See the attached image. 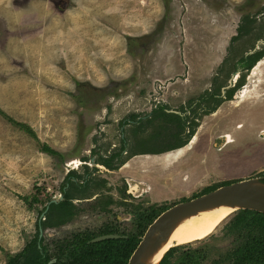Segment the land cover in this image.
Masks as SVG:
<instances>
[{"label": "rangeland", "instance_id": "374dc122", "mask_svg": "<svg viewBox=\"0 0 264 264\" xmlns=\"http://www.w3.org/2000/svg\"><path fill=\"white\" fill-rule=\"evenodd\" d=\"M58 3L64 4L0 0V13L8 20V34L0 39V108L38 136L0 113V264L37 234L44 216L40 212L50 197L61 199L69 170L84 171L82 156L93 157V149L107 154L118 150L123 136L137 151L141 142L155 139L151 135L173 131H159L158 121L142 129L132 122L160 103L194 117L191 105L214 84L217 71L223 68L220 74H228L231 63L258 40L264 48V0H70L66 8ZM243 24L251 31L232 43ZM245 76L236 99L226 102L232 107L201 118L197 144L163 155L138 154L129 167L116 171L100 168L87 197L101 196L74 199L82 208L80 215L46 229L40 238L53 249L56 240L86 229L97 231L106 223L131 231L130 203L171 205L220 181L261 176L264 57ZM220 113L225 116H219L218 124L214 121ZM124 120L132 122L123 125ZM223 134L226 145L218 139ZM43 144L65 158L42 151ZM75 160L79 166L72 165ZM126 178L144 181L138 182L142 190L132 189ZM102 180L108 181L106 186ZM39 189L42 200L31 205ZM107 197L115 202L108 205ZM234 214L209 237L187 245L208 247L201 264H226L224 255L238 243L224 228Z\"/></svg>", "mask_w": 264, "mask_h": 264}, {"label": "trees", "instance_id": "16d2710c", "mask_svg": "<svg viewBox=\"0 0 264 264\" xmlns=\"http://www.w3.org/2000/svg\"><path fill=\"white\" fill-rule=\"evenodd\" d=\"M249 21H251V18H249ZM246 29L247 27L245 24L240 26L238 28V35L232 37V43L240 38L242 32L244 33V30ZM263 56L264 50L251 55L246 61L247 67L251 68L257 60L263 58ZM232 91H230V93ZM0 113H2L9 122L28 132L35 139H38L37 134L30 125L16 120L1 110V108ZM159 115L167 119H173L177 116L174 113L169 114L164 110H162ZM131 117L134 118L135 115ZM141 122L142 120L139 121L140 124H138V128L144 125V123ZM145 143L146 142H141L140 148H142ZM184 144L185 143L177 145L176 148L182 147ZM136 148L138 147L136 146ZM41 150L61 160L65 158L64 153L57 151L46 144L41 145ZM134 150L132 151L131 156L136 154H160L163 152ZM120 155L121 152L115 154L116 157ZM101 160H103V164L111 169H116L125 162V160H123L121 161V164L113 165L110 159L101 158ZM70 175H77L82 178V176L80 174L78 175L74 170L70 172ZM260 175L264 178V171L260 172ZM240 179L241 178L214 183L204 188L200 193L195 194L193 197ZM90 180L91 178L87 181L86 187H82L83 182L79 184L71 179H68L67 183L70 184V187L73 186L75 191L82 193V189L80 190V188H87L90 184ZM94 181L97 180L94 179ZM106 183L107 180H102L104 186H106ZM62 190H64V188H62ZM72 192L73 191L69 189L65 190L64 199L62 201L50 204L43 219L41 218L38 221L37 234L27 241L26 245L20 252L8 254V261L6 264H127L148 226L163 211L178 203L176 202L171 205L167 203H155L150 205L138 214V217L133 222L134 227L131 231H118L111 227L112 224L106 223L97 231L86 229L84 231H78L70 237L56 240L54 241L53 249H51L49 247L50 245L45 243V239L40 238V228L42 227L43 229H46L59 227L73 221L80 215L82 208H79L72 202ZM87 194L88 193H84V196ZM99 196L101 195H98V197ZM41 200V191L39 189L38 194H35L34 197H32L30 204L33 205L39 203ZM107 200L108 205H112L115 202L111 197H107ZM106 207L107 206H104L103 208ZM45 209L46 206L44 207V210ZM44 210L42 209L40 214L43 213ZM224 228L227 235H235L236 239H238L236 247L224 255L223 261L226 264H264V213L250 209L238 210L230 221L226 223ZM108 233L124 234L127 236L92 242L93 238ZM187 245L183 244L171 247L164 256L161 264H194L208 256V247H188ZM53 259H55V261L51 262Z\"/></svg>", "mask_w": 264, "mask_h": 264}, {"label": "flooded vegetation", "instance_id": "af4514ba", "mask_svg": "<svg viewBox=\"0 0 264 264\" xmlns=\"http://www.w3.org/2000/svg\"><path fill=\"white\" fill-rule=\"evenodd\" d=\"M14 1L17 2L18 0H14ZM28 1L29 0H26V2H28ZM63 2H64L63 5H61L59 3L58 4L63 6V8L64 7L66 8V5L68 4V2H70V0H63ZM55 7L60 8V6H55ZM247 22H253V21L251 19V21L248 20ZM247 26L248 25H246V27ZM244 31L245 32L244 33L242 32L241 36L247 35L246 33H249V31H251V30L247 28ZM236 35H238V33ZM251 48H250V50L248 52H246V54H244L241 58H239L236 61V63H233V64L231 63L232 70L228 74H226L225 76H223V74H220V72H222L223 68L220 69L219 73L217 71L216 77L214 79V84L212 83L211 87H207L209 85L206 86L205 91L199 97L200 99H197V105L196 106H194L193 104L191 105V108H194L193 109V111L195 113L194 117L190 116L191 113H186L187 112L186 110H185L186 112L185 111L181 112V111H178V110H171L168 107L167 104L160 103V105H158L155 109H153V111L151 113L145 115L143 118H139L137 116V119L135 121H133V122L130 121V120H128V121L124 120L123 121V125H127L128 123H131V122L140 124L139 123L140 120H142L144 125L146 123H154V122L158 121L157 124L159 125L158 126L159 131H161V130L167 131L170 128H173V131H170L168 133H161L160 135L156 134V135H158L156 137H153L155 135H151L150 139H152V138H155V139L152 140V141L150 140L148 142L146 141L145 145L142 148H140L141 147V144H140L138 146L139 147L138 150L140 149V151L148 150V151H154V152L163 151V152L160 153L161 155H163L166 152L169 153L171 151H175V150H177L179 148H183L184 146L190 144L192 142V140H194V137H196V135L198 136V130H199V126H200V123H201V121H200L201 118L204 115H207V116L213 115L214 116L217 111L219 112L220 109H225L226 110V105L230 104V103L226 104V102H231L232 103L236 99V97H235L236 91L239 88H241L246 83V81H245L246 80L245 73L247 75L248 72L251 71L253 69V67L258 63V61H260L262 59L261 58V59L257 60V62L251 68L247 67V62H246L247 59L251 55H253V54L257 53V52H261L262 50H264L263 47L262 48L260 47V40H258L257 44L252 49ZM230 91H232V92L230 93ZM192 103L195 104L194 101ZM200 106L201 107L203 106L202 113L199 112L200 111L199 110ZM228 107H232V106L229 105ZM161 110H164V111H166L169 114L170 113H174L177 116H175V118H173V119L172 118L167 119L165 117H161L159 115V114H161ZM188 111L191 112V110H189V109H188ZM196 112H197V116H196ZM222 113H220L219 115H216L217 117L215 116V118H216V121H214L215 123L218 122L220 115H222V119H224L225 115L222 114ZM218 124H219V122H218ZM143 126H141V127H143ZM211 128H212V125L210 126L209 129H210V131H214L213 129L211 130ZM236 128H237V126H236ZM230 134L232 135L231 132H230ZM158 138H160V139H158ZM156 139H158V140H156ZM218 139H219L221 144H223V145L224 144L225 145L228 144L226 139H225V137H224V134L222 136L219 135ZM233 139H234V136H233ZM165 140H166V142H165ZM158 142L161 143V146L157 145ZM131 143L132 142H130L128 137L123 136L122 139H121V147L118 150L114 149L112 152L107 154V153H102V151L100 149H93V150H91V153H93L92 154L93 157H90L88 155L82 156V158H83L82 161H84V163H81V164L84 165V171L83 172H79L78 170H76L74 168L69 170V172L67 173V177L65 178V181H63L62 186H61V194L63 196V199H64V191L67 190V189L73 191L72 192V195H73L72 201L74 199L88 200V201L97 199L98 196L93 198L95 196V193L92 194L91 196H88V197H87V195L84 196V193H88L89 194L90 190H92L93 185L95 184L94 183L92 185L94 179H96L95 178V176L97 175L96 172L98 170H100V168H102V167L105 168L106 170H108V172L120 170V169H123L125 167H129V166H127V164H129L128 162L131 160L132 157L138 155V154H136L134 156L133 155L131 156L132 151L135 149L134 144L133 143L131 144ZM153 143H154L153 147H151V148L146 147L148 145H152ZM183 143H185L184 146L176 148L177 145H181ZM214 145H217V144L214 143ZM163 146H164V148H162ZM217 147H219V145H217ZM219 148H221V147H219ZM118 152H121V155L116 157L115 154L118 153ZM123 152H126V157L123 156ZM94 155H98L97 158ZM140 155H144V156L150 155L151 156V155H154V154H140ZM101 158L110 159V161H111V163L113 165L121 164V161H123V160H125V162L123 164H121L120 167H118L116 169H111V168L107 167L105 164H103V162H102L103 160H101ZM89 163L92 164L93 166L91 167ZM73 170L76 171L78 175L80 174L82 176V178L78 177L77 175H70V172L73 171ZM122 176H126V175H122ZM126 177L129 178V176H126ZM67 178L71 179V180H73V181H75V182H77L79 184L83 182V186L82 187H86L87 186V181L90 178H91V180H90V184L88 185L87 188H80V190L82 189V193H81L79 191H75L73 186H71V187L69 186L70 184L67 183V180H68ZM128 178H126V181L128 180L127 183L130 184L132 189L134 188V190L136 189L137 191H139V189L142 190L139 183H143L144 181H142L141 179H137V180L135 179L136 181L132 180L133 182L131 183V181ZM107 183H108V181H107ZM133 185H135V186L137 185L139 188L138 187H133ZM62 188H64V190H62ZM85 189H87V190H85ZM126 191H127V188H126ZM74 193H77V195L74 196ZM130 193L135 195L132 191ZM96 194H98V193H96ZM193 196L188 197V199L189 198H193ZM52 199L53 198L50 197L49 200L47 201L48 205H46V209L47 208L49 209L50 204L54 203V202H51ZM63 199H61L60 201H62ZM184 200H186V199H184ZM180 201H183V200H180ZM74 204H76V203H74ZM130 204H132L131 207H133V212H134L133 213V215H134L133 222H134V220L138 217V214L142 210H145L146 207H143L142 203L141 204L130 203ZM128 206H129V204H127V207ZM111 227L113 229L118 230V231H124V230H121L119 225H117L115 223H112ZM53 228H56V227H53ZM46 229H49V228H46ZM46 229H43V234H44V231ZM125 232H127V231H125ZM108 234H117V233H108ZM121 236L126 237L127 235L122 234ZM187 244H189V243H187ZM204 259L205 258L201 259L200 262H196L194 264H201L204 261Z\"/></svg>", "mask_w": 264, "mask_h": 264}, {"label": "water", "instance_id": "95a60500", "mask_svg": "<svg viewBox=\"0 0 264 264\" xmlns=\"http://www.w3.org/2000/svg\"><path fill=\"white\" fill-rule=\"evenodd\" d=\"M7 27L5 18L0 16V39H4L8 34ZM179 150H182V148L175 150V152ZM263 179L262 176L243 178L172 205L148 226L127 264H161L168 250L176 246L167 247L176 229L201 213L222 207L231 208L234 212L241 209H250L264 213ZM61 199H63V196H61ZM61 199L53 198L51 202L57 203ZM47 209L42 215L45 214ZM40 236H43L42 228H40ZM120 236L119 234H104L95 237L92 242ZM54 261L55 259L51 262Z\"/></svg>", "mask_w": 264, "mask_h": 264}, {"label": "bare ground", "instance_id": "6f19581e", "mask_svg": "<svg viewBox=\"0 0 264 264\" xmlns=\"http://www.w3.org/2000/svg\"><path fill=\"white\" fill-rule=\"evenodd\" d=\"M196 140L197 137L192 141V144L196 143ZM73 164L79 166L80 160L73 161L72 165ZM233 213L234 210L231 208L222 207L201 213L199 216L191 218L176 229L172 236V240L167 247L171 245L192 243L209 237L211 234L215 233L222 223H224Z\"/></svg>", "mask_w": 264, "mask_h": 264}, {"label": "crops", "instance_id": "0c3cea01", "mask_svg": "<svg viewBox=\"0 0 264 264\" xmlns=\"http://www.w3.org/2000/svg\"><path fill=\"white\" fill-rule=\"evenodd\" d=\"M34 1H35V0H29L28 3H29L30 5H33V4H34ZM50 1H51V0H50ZM52 1H53V0H52ZM40 6H41V5H40ZM41 7H44V6H41ZM0 14H1V13H0ZM0 16L3 17V18H6V16H4V15H2V14H1ZM5 20H6V19H5ZM6 22H7V24H8V20H6Z\"/></svg>", "mask_w": 264, "mask_h": 264}]
</instances>
